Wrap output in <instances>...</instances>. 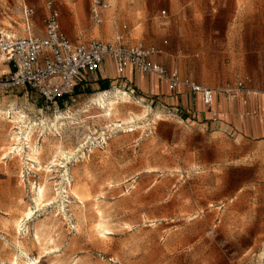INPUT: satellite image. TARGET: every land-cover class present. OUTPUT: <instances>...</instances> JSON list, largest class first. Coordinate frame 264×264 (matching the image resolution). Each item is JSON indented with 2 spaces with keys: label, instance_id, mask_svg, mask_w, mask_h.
<instances>
[{
  "label": "rangeland",
  "instance_id": "1",
  "mask_svg": "<svg viewBox=\"0 0 264 264\" xmlns=\"http://www.w3.org/2000/svg\"><path fill=\"white\" fill-rule=\"evenodd\" d=\"M46 1L0 0V31L27 36V6L40 38ZM51 1L71 41L122 35L153 44L167 69L214 89L217 109L222 101L232 109L213 121L199 96L170 90L178 98L166 102L121 81L105 90L85 82L54 104L29 87L0 89V264L20 253L17 242L39 264H264V139L244 127L258 114L245 102L264 97V0H108L100 24L90 0ZM101 95L117 100L108 117ZM27 131L40 170L22 152ZM15 133L21 155L8 150ZM38 185L46 204L35 208ZM24 212L28 227L18 234Z\"/></svg>",
  "mask_w": 264,
  "mask_h": 264
},
{
  "label": "built area",
  "instance_id": "2",
  "mask_svg": "<svg viewBox=\"0 0 264 264\" xmlns=\"http://www.w3.org/2000/svg\"><path fill=\"white\" fill-rule=\"evenodd\" d=\"M107 7L108 0H90L89 17L93 23L102 22L103 11ZM45 9L40 30L43 36L40 38L33 35V9L27 6L23 8V24L27 36L15 37L0 31V54L10 68L4 77H0V89L11 91L29 87L45 102L54 104L68 97L86 74L96 71L103 59L110 57L119 72L131 67L139 73L165 81L171 90L185 89L199 93L202 104L211 115L210 119H217V112L212 109L214 90L154 60L159 53L155 45L142 42L128 44L122 35L115 36L112 42L79 38L71 41L61 28L58 9L51 0L45 2ZM236 86L247 95L251 93L241 82ZM225 91L228 93L232 89L226 87Z\"/></svg>",
  "mask_w": 264,
  "mask_h": 264
},
{
  "label": "crops",
  "instance_id": "3",
  "mask_svg": "<svg viewBox=\"0 0 264 264\" xmlns=\"http://www.w3.org/2000/svg\"><path fill=\"white\" fill-rule=\"evenodd\" d=\"M160 54H161V50L159 49V53L155 55L154 60L162 64L159 60ZM3 62L5 63L4 59H3ZM5 65L8 67L6 63ZM9 71H10V68L8 67V72ZM3 74L5 75V73ZM88 81L94 82L93 84L98 86L100 89H101L102 84H105L107 87H109L110 83L117 82V81H121V83H129L130 85L134 86L136 89L145 93L146 96H148L147 94H150L152 96H158V94H164L162 99H164L166 102H170V101L174 102V99L177 100L178 98L177 95L169 96L171 93L170 92L171 89L168 87L167 83L165 81L156 79L152 75L139 73L131 67H127L122 72H119L116 69L114 62L110 57H105L103 61L100 63L96 71L86 74L85 78L80 80L78 84H76L75 86L79 87L80 84H83ZM164 83L166 84V88H167L166 91H165ZM173 91L175 92V94L188 92L189 95L193 94L197 97L199 96L198 98L201 101V97L199 93H191L185 89L173 90ZM82 92L83 90L80 89L79 93L81 94ZM183 97L185 98L186 96L184 95ZM181 100L183 102L182 96H181ZM215 102H216V93L214 92L212 109L217 111V113L220 112L223 114H226V112H231L232 108L228 104L231 102L222 101L218 109L214 106ZM245 103H249L248 104L249 108H253L255 107L256 104H258L257 105V110H258L257 116H251L246 119V122L244 125V127L246 128V134L252 138L264 139V97L263 98L259 97L258 99H254L253 97H250V100ZM237 109L238 111L241 110L240 105H237ZM207 113H209L208 110H207Z\"/></svg>",
  "mask_w": 264,
  "mask_h": 264
},
{
  "label": "bare ground",
  "instance_id": "4",
  "mask_svg": "<svg viewBox=\"0 0 264 264\" xmlns=\"http://www.w3.org/2000/svg\"><path fill=\"white\" fill-rule=\"evenodd\" d=\"M107 93V92H106ZM115 97V96H114ZM121 98L122 101L121 102V105L125 104V100L129 99V96H127L126 93H124V96L123 97H119ZM119 100V99H118ZM130 100V99H129ZM117 101V100H116ZM116 101L113 100L112 98H104L102 95H101V98H99L98 100V104L100 108L104 109L105 108V115L108 117L110 116L112 113H113V107L117 109L118 105H116ZM115 103V104H114ZM118 104V103H117ZM113 109V110H112ZM111 110H112V113H111ZM118 111V110H117ZM103 112V110H102ZM20 118V117H19ZM23 119V118H22ZM16 121V120H15ZM124 121V120H123ZM118 122V121H117ZM121 122V121H119ZM18 123V122H17ZM52 123V122H51ZM124 123V122H123ZM20 126V125H19ZM30 129V128H29ZM19 131V130H18ZM28 132V131H27ZM30 132V131H29ZM28 133H26L24 135V141L26 142V148L24 150H22V146L20 145L19 141H20V135L18 133H15L11 140H12V144L10 145L9 147V153L14 151L17 155H21L20 151L22 150L23 153H25V156L27 158V161L29 162H32L33 164L35 163L36 167H37V170H40L41 169V164L38 160V157H36L38 153V149L35 146H31V135ZM30 142V144H29ZM28 149V150H26ZM40 150V149H39ZM3 154V153H2ZM8 153H4L3 154V158L6 157ZM15 155V154H14ZM55 157V156H53ZM2 158V157H1ZM25 158V159H26ZM55 160H52L51 162L49 163H54ZM30 164V163H29ZM59 165V164H58ZM34 167V166H33ZM48 169V167H47ZM46 171V169H45ZM65 172V171H64ZM67 176V175H66ZM68 182V181H67ZM33 185V183H32ZM45 185V184H44ZM44 185L42 186H39L37 187V190H36V193H35V197H34V206L35 208H39L41 205H45L46 203L43 202V198L45 197V189H44ZM34 188V187H33ZM71 191V190H70ZM77 191V190H76ZM62 192H65V191H62ZM67 192V191H66ZM73 192V191H72ZM78 193V192H77ZM58 194V193H57ZM68 194V193H66ZM75 194V195H74ZM74 197L76 196L78 198V200L81 201V198L79 197V193L76 194L74 193ZM59 196V195H58ZM52 197V196H51ZM50 197V198H51ZM49 198V197H48ZM47 198V200H48ZM49 198V199H50ZM55 199V197H52ZM52 199V200H54ZM49 204V203H48ZM29 211V210H28ZM99 211V210H98ZM99 213V220H97V224L95 225L96 226V231L101 235V236H105V234L107 233H110L109 232V229L107 228L106 226V223L103 221V219L101 217L102 214L101 212H97ZM31 214V213H30ZM27 212H24L21 214V216H19L13 223V229H15L14 231H16V233L20 234V230L21 228L24 229V231L27 229V221L29 220V215ZM34 239L36 241V243H38V245L41 243V240L40 239V236L38 235V233L36 231H34ZM17 239V238H16ZM48 242H53V239H49ZM22 244H19V242L16 243V246L17 248L19 249L20 253L19 254H16V255H13L12 259L10 260V264H39L40 262V256H35V257H31L27 251L21 246ZM40 246V245H39ZM42 247V246H40ZM53 248V247H52ZM52 248H49V249H52ZM44 249V247H43ZM49 249H44L43 250V253H47ZM50 251V250H49ZM42 253V252H41Z\"/></svg>",
  "mask_w": 264,
  "mask_h": 264
},
{
  "label": "trees",
  "instance_id": "5",
  "mask_svg": "<svg viewBox=\"0 0 264 264\" xmlns=\"http://www.w3.org/2000/svg\"><path fill=\"white\" fill-rule=\"evenodd\" d=\"M108 87L105 85V84H102L101 85V89L102 90H105V89H107ZM80 92V89L78 88V86H76V93H79Z\"/></svg>",
  "mask_w": 264,
  "mask_h": 264
}]
</instances>
